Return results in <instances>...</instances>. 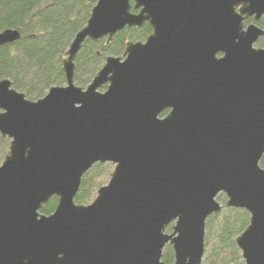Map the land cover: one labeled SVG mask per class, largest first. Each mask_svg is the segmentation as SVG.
Instances as JSON below:
<instances>
[{
    "label": "water",
    "instance_id": "95a60500",
    "mask_svg": "<svg viewBox=\"0 0 264 264\" xmlns=\"http://www.w3.org/2000/svg\"><path fill=\"white\" fill-rule=\"evenodd\" d=\"M86 2L64 86L30 101L0 81V264H164L167 246L172 264H201L205 223L223 207L249 215L235 239L243 264H264V0ZM145 24L144 42L75 86L86 41ZM19 38L0 32V47ZM105 164L107 185L75 204L84 175Z\"/></svg>",
    "mask_w": 264,
    "mask_h": 264
},
{
    "label": "trees",
    "instance_id": "16d2710c",
    "mask_svg": "<svg viewBox=\"0 0 264 264\" xmlns=\"http://www.w3.org/2000/svg\"><path fill=\"white\" fill-rule=\"evenodd\" d=\"M92 6L86 0H0V32L13 30L20 34L14 44L0 47V81L9 80L12 87L30 101L43 98L51 87L64 86L65 52L76 33L85 26ZM257 26L264 30V17ZM151 32L145 24L138 29L121 31L108 45L105 40L86 41L74 60L75 86L86 88L107 57H121L127 43L144 42ZM263 46L264 37L256 43L257 48ZM166 114L164 111L161 117ZM8 144L9 141L0 137V164L8 152ZM108 166L95 165L84 175L75 204L88 203L94 190L101 187ZM259 167L264 170V155ZM216 200L225 201L222 195ZM56 205L57 199L52 198L39 213L49 216ZM248 223L249 215L245 211L232 208H223L219 215L208 218L201 264H243L235 239ZM170 231L168 227L166 232ZM161 261L173 263L169 246L163 250Z\"/></svg>",
    "mask_w": 264,
    "mask_h": 264
},
{
    "label": "rangeland",
    "instance_id": "374dc122",
    "mask_svg": "<svg viewBox=\"0 0 264 264\" xmlns=\"http://www.w3.org/2000/svg\"><path fill=\"white\" fill-rule=\"evenodd\" d=\"M264 47V46H263ZM101 92H103V90H100ZM109 166H108V172H107V175L103 178V180H101V187H103V186H106L107 185V183H108V181H109V174L113 171V168H114V166H112V165H110V164H108ZM96 189L94 190V192H93V194H92V196H91V198H90V200L88 201V203L87 204H85V205H88V204H90L93 200H94V198H95V196H96ZM84 205V206H85Z\"/></svg>",
    "mask_w": 264,
    "mask_h": 264
}]
</instances>
